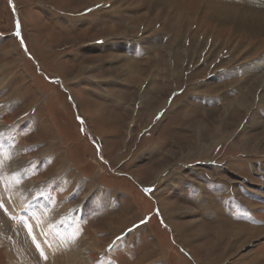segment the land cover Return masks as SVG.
I'll return each instance as SVG.
<instances>
[{"label":"rangeland","instance_id":"1","mask_svg":"<svg viewBox=\"0 0 264 264\" xmlns=\"http://www.w3.org/2000/svg\"><path fill=\"white\" fill-rule=\"evenodd\" d=\"M152 1L0 0V264H264V0Z\"/></svg>","mask_w":264,"mask_h":264},{"label":"bare ground","instance_id":"2","mask_svg":"<svg viewBox=\"0 0 264 264\" xmlns=\"http://www.w3.org/2000/svg\"><path fill=\"white\" fill-rule=\"evenodd\" d=\"M161 0H154V1H152V3L150 4L151 6H154V7H160V8H163L164 10L165 9H167V4H165V3H162V1L160 2ZM171 4V3H170ZM169 5V4H168ZM171 7V5H169V8ZM114 8V7H113ZM115 10V9H114ZM169 12V11H168ZM239 13V12H238ZM236 11H234V10H223L222 11V16H224V17H222V18H224V19H226V20H231V21H233V23H234V25L236 26V27H241V26H247V27H253V25L254 24H256L258 27H261V28H263L264 27V21H255V20H251L250 22L245 18L246 16H243V14H246V13H239L238 14ZM239 15H242V16H239ZM74 16V15H73ZM239 16V17H238ZM260 16V15H259ZM249 18V17H248ZM258 18V17H257ZM250 19V18H249ZM145 22H147V21H145ZM148 23H149V21H148ZM256 25H254V26H256ZM204 37V36H203ZM194 40H195V38H194ZM171 42V41H170ZM212 42H214V41H212ZM197 43V42H196ZM109 44H116V42H111V43H109ZM117 45V44H116ZM198 46V45H197ZM191 47V46H190ZM193 47V46H192ZM191 47V48H192ZM179 48V47H178ZM195 48V47H194ZM183 50H185V49H183ZM199 51V50H198ZM195 53V52H194ZM133 62V61H132ZM131 62V63H132ZM133 64V63H132ZM80 67V66H79ZM85 67V66H84ZM81 68V67H80ZM82 69V68H81ZM125 69H126V67H125ZM129 70L130 71H132V72H134V70H135V67H134V65H132V69L131 68H129ZM177 74V73H176ZM134 75H135V73H134ZM137 75H139L138 73H137ZM171 76V75H170ZM137 77V76H136ZM168 77H169V75H168ZM264 77H262V79H263ZM244 96V95H243ZM246 96V95H245ZM244 100H246V99H244L243 97L242 98H239V99H237L236 98V102H237V105H238V107H242V109H246V103H247V101H244ZM94 108H95V113H94V115H98L97 117L101 120V122H107L106 120H107V113L109 114V115H111V116H109V118L108 119H111V120H108L109 122H114L115 120H116V117H114L113 116V113H111L110 114V112H108L107 111V108H105L104 107V105H102V104H95L94 103ZM189 116V115H188ZM190 117V116H189ZM4 118V117H3ZM112 120H114V121H112ZM4 121V120H3ZM262 167L264 168V165L262 164ZM172 174H170V175H167V177H169L170 178V180L171 179H173L174 180V176H171ZM168 181H169V179H167ZM158 192H159V190H158ZM198 199V198H197ZM202 200V198H199V200ZM163 202V203H162ZM169 204H170V202L167 200V202H166V200L165 199H162V201L160 202V206H161V212H162V214L164 215V217L166 218V220H167V222H168V224L172 227V226H174V228H179L180 227V222L178 223V222H172L170 219H169V217H170V207H172V206H169ZM186 208V207H185ZM177 209V208H176ZM181 209V208H180ZM185 210V209H184ZM177 211H178V209H177ZM183 212V211H182ZM187 212V211H186ZM180 213V212H179ZM197 220H198V218H196ZM219 221H221V220H219ZM198 222H201L200 220H198ZM120 224L122 223V221H120L119 222ZM192 224V223H191ZM198 224H200V223H198ZM195 225V224H194ZM202 227L201 228H199L200 230H201V232H204V233H207V226H206V224H202L201 225ZM236 226V230L237 231H239V232H247L248 234H249V236L251 235V234H253V233H256V232H258V231H255V228H248V227H239V225H235ZM203 227H205V229L203 228ZM210 227V234H212L213 235V237L214 238H217L219 241H221V238L223 239L225 236H227V232L228 231H226V230H229L230 228H231V226H226L225 228L226 229H224L223 227L221 228V229H218V228H216L215 226H209ZM198 232V231H197ZM229 234V233H228ZM200 236V235H199ZM86 250L87 249H92V247H89V248H85ZM75 254V253H74ZM83 256V255H82ZM90 257H91V255H90ZM84 258V257H83ZM82 258V259H83ZM73 259V258H72ZM75 259V258H74ZM57 260V259H56ZM58 261V260H57ZM141 263V261H139L137 264H140ZM252 264H257L255 261H253V263Z\"/></svg>","mask_w":264,"mask_h":264},{"label":"crops","instance_id":"3","mask_svg":"<svg viewBox=\"0 0 264 264\" xmlns=\"http://www.w3.org/2000/svg\"><path fill=\"white\" fill-rule=\"evenodd\" d=\"M117 218H118V223H119L120 221H122V223H123V215L118 216ZM117 218H116V219H117ZM119 224H120V223H119ZM108 225H109V224H108ZM110 227H111V225H110ZM121 241H122V238H121ZM139 261H140V260H139ZM139 261H138V262H139ZM138 262H137V263H138ZM149 264H151V262H150Z\"/></svg>","mask_w":264,"mask_h":264}]
</instances>
